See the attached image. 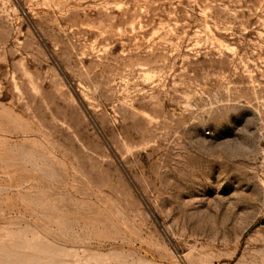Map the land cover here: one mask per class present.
<instances>
[{"label":"rangeland","instance_id":"1","mask_svg":"<svg viewBox=\"0 0 264 264\" xmlns=\"http://www.w3.org/2000/svg\"><path fill=\"white\" fill-rule=\"evenodd\" d=\"M0 264H264V0H0Z\"/></svg>","mask_w":264,"mask_h":264}]
</instances>
